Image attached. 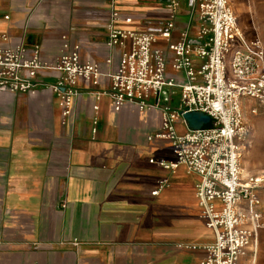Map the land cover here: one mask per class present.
Listing matches in <instances>:
<instances>
[{"label": "crops", "instance_id": "crops-1", "mask_svg": "<svg viewBox=\"0 0 264 264\" xmlns=\"http://www.w3.org/2000/svg\"><path fill=\"white\" fill-rule=\"evenodd\" d=\"M229 1L247 38L264 44V0ZM112 6L132 15L135 29L169 13L163 0H0V47L39 44L43 60L54 63L79 45L81 60L105 73L97 86L79 82L67 117L58 94L42 85L63 72H39L35 94L0 89V264H201L204 246L215 242L196 193L200 175L160 164L175 160L170 140L156 136L160 108L127 102L116 110L103 93L123 51L108 45ZM189 18L184 2L173 40ZM178 95L167 88L161 101L176 107ZM242 105L252 125L244 176H264V118L256 117L264 107L254 99ZM176 128L187 130L182 119ZM258 192L264 212V181ZM238 264H264V228Z\"/></svg>", "mask_w": 264, "mask_h": 264}, {"label": "built area", "instance_id": "built-area-1", "mask_svg": "<svg viewBox=\"0 0 264 264\" xmlns=\"http://www.w3.org/2000/svg\"><path fill=\"white\" fill-rule=\"evenodd\" d=\"M163 2L168 16L146 18L140 29L128 27L134 23L133 16L123 15L112 6L108 45L121 46L123 51L117 69L107 73L111 86L103 93L110 96L116 110L127 102L141 109L160 108L162 130L156 136L169 139L175 154L173 162L160 164L166 168L184 165L200 175L196 193L202 216L215 231V242L204 246L208 255L201 264H238L248 248L256 246L264 228L258 192L264 176L245 177L242 164L252 130L242 102L254 99L264 107V44L259 37L247 38L229 0ZM184 2L190 18L173 40L176 17ZM194 23L196 34L191 36ZM68 46L65 42L64 48ZM45 69L63 72L64 76L57 83L42 84L37 76ZM104 74L99 63L81 60L79 45L54 63L43 60L39 44L0 47V89L35 94L39 85H45L58 94L65 117L73 112L81 93L79 82L97 86ZM174 87L180 89L178 106L163 104L162 95ZM189 111L209 114L210 126L189 127L184 118ZM181 119L187 126L184 133L176 128Z\"/></svg>", "mask_w": 264, "mask_h": 264}, {"label": "water", "instance_id": "water-1", "mask_svg": "<svg viewBox=\"0 0 264 264\" xmlns=\"http://www.w3.org/2000/svg\"><path fill=\"white\" fill-rule=\"evenodd\" d=\"M184 118L193 129L208 128L211 124V116L201 111L186 112Z\"/></svg>", "mask_w": 264, "mask_h": 264}, {"label": "rangeland", "instance_id": "rangeland-1", "mask_svg": "<svg viewBox=\"0 0 264 264\" xmlns=\"http://www.w3.org/2000/svg\"><path fill=\"white\" fill-rule=\"evenodd\" d=\"M228 73H229V75H230V68H228ZM179 97H180V95H178L177 97H176V101H175V103L177 104L178 102H179ZM176 106V105H175ZM256 117H258V118H264V114H260V115H258V116H256Z\"/></svg>", "mask_w": 264, "mask_h": 264}]
</instances>
